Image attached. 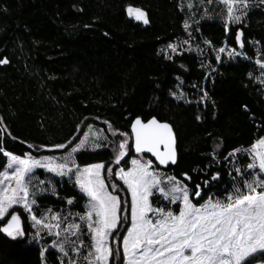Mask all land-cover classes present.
<instances>
[{"label": "trees", "instance_id": "1", "mask_svg": "<svg viewBox=\"0 0 264 264\" xmlns=\"http://www.w3.org/2000/svg\"><path fill=\"white\" fill-rule=\"evenodd\" d=\"M181 5L182 0H0V59L8 61L0 64V131L6 127L11 132V137L5 133L3 146L20 155L30 151L54 156L65 150L36 152L27 145L63 143L70 137L78 142L91 124L107 137L108 146L82 150L75 158L81 166L107 165L124 136H113L104 121L112 130L130 136L134 118L155 117L171 125L177 153L176 164L160 169L190 189L201 185L203 199L194 202L202 203L211 192L222 195L232 189L235 173L224 157L233 149L250 148L264 136V80L255 63L264 58V4L251 0L243 22L231 25L227 38L220 16L203 19L194 31L203 51L182 48L176 55L167 45L185 34ZM129 6L146 13V26L128 17ZM237 28L243 35L241 48L235 44ZM222 46L235 48L242 56L220 55L217 62L216 50ZM166 50L172 59L166 58ZM172 93H183L184 98L177 100ZM77 125L82 131L77 132ZM213 153L220 163L212 159ZM135 155L128 150L113 168L127 169ZM249 162L248 156L239 159L242 167ZM5 164L6 158L0 155V171ZM213 172H220V178L204 187ZM182 173L191 179L184 181ZM102 176L109 190L112 183L117 184L122 204L127 201L124 211L130 224L127 189L114 172L109 178L105 168ZM53 188L55 193L36 197V216L40 209L68 214L85 211L86 197L75 183L54 178ZM70 197L72 205L66 202ZM155 198L151 197L153 205H157ZM17 210L25 236L14 240L0 233V264H41V247L29 240L33 229L28 214ZM173 210L178 212L179 205H173ZM126 231L119 228L120 235L114 237L117 243L111 245L120 248V264ZM82 232L86 246L77 258L85 261L89 238L86 228ZM52 239L48 236L41 242L48 244ZM57 257L55 250L46 251V264H60ZM258 262H264V256L257 255L248 264Z\"/></svg>", "mask_w": 264, "mask_h": 264}, {"label": "snow or ice", "instance_id": "2", "mask_svg": "<svg viewBox=\"0 0 264 264\" xmlns=\"http://www.w3.org/2000/svg\"><path fill=\"white\" fill-rule=\"evenodd\" d=\"M260 3L264 4V0H260ZM196 6L204 9L203 15H207L210 9L214 10V6H223L220 16L227 38L230 26L243 22L251 0H199V5ZM193 7L194 0H189V11ZM223 9H226V14ZM126 11L130 17L134 16L136 20L148 23L146 13L140 8L129 6ZM191 18H186L183 22L189 39L167 45V49L176 55L180 54L183 45L190 44ZM241 37L242 32L237 28V47H243ZM205 44L211 46L210 41H205ZM226 50L230 57L242 55L235 48L226 49L222 46L216 50L217 62L221 59L219 54ZM165 55L167 59L173 58L167 50ZM7 62V59H0V64ZM255 63L264 74V58H258ZM172 95L177 100L184 98L183 93ZM206 96L207 93L204 92V97ZM199 119L197 116V120ZM104 123L113 136L119 134L126 137L119 142L114 160L107 165L99 162L81 166L75 158L74 154L82 150L95 151L108 146L107 137L102 131L94 130L91 124L87 126V131H83L82 136L77 137L78 142L70 137L63 143L27 145L28 149H35L36 152L63 149L65 151L61 156H37L30 151H25L23 155L15 154L3 146L5 133L11 137L10 130L4 127L0 131V155L6 158L4 170L0 171V233L14 240L25 236L17 210L22 208L32 222L35 231L33 239L37 243L42 240L43 232L54 237L50 246H42L40 249L41 264H46V251L50 249H55L60 254L57 257L60 264H64L63 257L68 256L69 247L74 255L79 254L81 247L86 246L81 239L84 234L82 229L85 227L89 243L87 255L83 258L87 264H120V248H113L111 245L117 243L114 237L120 235L118 229L121 227L127 229L122 234L123 264H248L253 257L264 256V137L253 142L250 148L233 149L224 157V163H231L236 177L240 178L239 181L233 178V189L227 193L226 198L210 197L199 203L198 200L194 202L193 198L203 199L201 185L190 189L181 179L162 173L155 167L156 164L166 167L170 163H177L174 134L167 122H160L155 117L144 122L136 117L131 123L130 136L112 130L108 121ZM0 124L3 122L0 121ZM80 131L82 128L77 125V132ZM130 149H134L137 158L129 161L130 166L126 170L120 167L114 169L113 164L119 165ZM245 152L250 162L242 169L238 166V154ZM141 153H150L155 159H145ZM212 159L220 163L215 153L212 154ZM37 168L59 177L67 176L69 181L73 180L74 174L76 187L87 197L82 214L69 213L78 217V222H64L61 214L51 209L41 217L34 214L35 197L48 190L55 193V189L50 187V181L47 182L49 188L39 186L45 184V181H40L39 185L33 184L32 173ZM105 168L109 178L115 173L116 178L127 189L126 195L131 197L130 224L124 211L127 201L122 204L117 184L112 183L109 190L102 176ZM181 175L184 181L191 179L187 173ZM249 175L251 178H246ZM219 178L220 172L211 173L210 179L203 182L204 187ZM157 193L167 204L153 206L150 197ZM66 202L72 205L74 198L70 197ZM177 203L178 212L170 206ZM67 264H79V261L70 258Z\"/></svg>", "mask_w": 264, "mask_h": 264}, {"label": "rangeland", "instance_id": "3", "mask_svg": "<svg viewBox=\"0 0 264 264\" xmlns=\"http://www.w3.org/2000/svg\"><path fill=\"white\" fill-rule=\"evenodd\" d=\"M188 3H189V0H182V4H183V7H184V9H185V14H186V18H189V17H192L191 19H189V26H190V28H189V30L191 31V33H192V38H191V41H190V44H187V45H183V47L182 48H186V49H198L199 50V52H201V51H203V49H204V47H203V45H200L199 43H197V41H196V39L194 38V31H195V29H196V27H197V25H198V23L200 22V21H202L203 19H206V18H208V17H212V16H220V13H221V11H222V7L223 6H214V10L213 9H210L209 10V13L207 14V15H203V12H204V9L203 8H201V7H197L196 5H199V0H194V7H193V9L191 10V11H189V9H188ZM223 11L225 12V14H226V9H223ZM221 17V16H220ZM184 36L183 37H180V38H178V39H176V41L173 43V44H176L177 42H182V41H184V40H186V39H189V35H188V32H186L185 31V29H184ZM223 47H225V46H223ZM226 49H228V48H226ZM219 55H225V56H229V53H228V51L226 50L224 53H220ZM240 56H242V55H240ZM259 70H261L260 68H259ZM260 75L262 76V78H263V80H264V74H262V70H261V72H260ZM94 130H96V131H100V130H98V129H96V128H93ZM264 137V136H263ZM126 137H121L120 138V140L118 141V143L116 144V147H115V153H116V151H118V145H119V142L122 140V139H125ZM241 149H243V148H241ZM248 149V148H247ZM64 153H60V154H57V155H54V156H61V155H63ZM126 155H127V153H126ZM140 155H142L145 159H151V158H149V157H147V156H144L143 154H140ZM242 156H248L247 155V153L245 152V153H241V154H238V160L242 157ZM133 158H137V154L134 156V157H132L131 159H133ZM130 159V160H131ZM229 160L231 161V158L229 157ZM238 166L239 167H241L242 169L243 168H246V165L244 166V167H242L240 164H238ZM229 167H230V170L232 171V172H234L235 173V170L231 167V163H229ZM120 168H122V167H120ZM4 170V169H3ZM42 171V174L43 175H39V173H38V171ZM126 170V169H125ZM157 170L158 171H160V172H162V173H166V174H168L167 172H164V171H162L160 168H157ZM103 171V170H102ZM256 171H258V169L256 170ZM168 175H170V174H168ZM32 176H33V184L34 185H39V182L40 181H45L46 183L45 184H43V185H39L40 187H44V188H49V184L47 183V182H51V184H50V187L51 188H53V179L54 178H59V179H63V178H66V179H68V177L67 176H65V177H59V176H56V175H54V174H52V173H48V172H46L45 170H43V169H40V168H37V169H34L33 170V173H32ZM235 179L237 180V181H239L240 180V178L239 177H236V173H235ZM246 178H248V179H250L251 177H250V175L249 176H247ZM69 180V179H68ZM74 180H75V177H74V174H73V180L71 181V182H73V183H75L74 182ZM240 184H241V187H242V181L240 182ZM78 189V188H77ZM232 189H233V185H232ZM232 189H230V190H227V191H225L222 195H217L215 192H211L208 196H207V198L206 199H209L210 197L212 198V199H224V198H226V196H227V193L228 192H231L232 191ZM51 190H48V191H45V192H43V193H40V194H38L37 196H40V195H42V194H44V193H49ZM36 196V197H37ZM156 198H155V203H157V205L155 204V205H153V206H155V207H160V206H164L165 204H167V202L166 201H164L163 200V198L162 197H160L159 196V194L157 193L156 195H154ZM36 197H35V199H36ZM205 199V200H206ZM86 201H87V197H86ZM86 201H85V203H84V208H85V206H86ZM150 201H151V197H150ZM204 202V201H203ZM202 202V203H203ZM162 203V204H161ZM178 204V203H177ZM173 205H175V204H173ZM173 205H170L172 208H173ZM179 205V204H178ZM36 207V205L34 206V208ZM19 209H21L22 211H24L22 208H19ZM48 209H40V214H39V216H37V217H41L42 215H43V213L44 212H46ZM67 211H61V212H58V213H60L61 214V220L62 221H64V222H73V221H76V222H78V219H77V217L76 216H72V215H69L68 214V212L66 213ZM29 222H30V225H31V227H32V222L29 220ZM86 228V227H85ZM32 229H33V227H32ZM86 230H87V228H86ZM34 234H35V231H34V229H33V233L30 235V238H29V240H30V242L31 243H34V244H36V245H39L40 247H42V246H50V243H48V244H46V243H42L41 241L39 242V243H37L34 239H33V236H34ZM41 235H42V237L43 238H45V237H48V235H47V233L46 232H43V233H41ZM53 239H54V237H53ZM72 239H75V237H72ZM53 250H55V249H53ZM56 251V250H55ZM58 253V252H57ZM60 254L58 253V256H59ZM78 254H73L72 252H71V248L69 247L68 248V256H66V257H63V260H64V264H67V261L70 259V258H75V259H77L78 261H79V264H87V262L86 261H81V260H79L78 258ZM255 264H264V262H258V263H255Z\"/></svg>", "mask_w": 264, "mask_h": 264}, {"label": "water", "instance_id": "4", "mask_svg": "<svg viewBox=\"0 0 264 264\" xmlns=\"http://www.w3.org/2000/svg\"><path fill=\"white\" fill-rule=\"evenodd\" d=\"M126 13H127V11H126ZM127 15H128V13H127ZM128 17L130 18V19H132L135 23H139V24H141L143 27L144 26H146L147 24H144L142 21H138V20H136L135 18H134V16H129L128 15ZM146 18H147V20H148V17H147V15H146ZM241 40H242V43H243V35H242V37H241ZM238 48H241V47H238ZM150 118H153V117H150ZM149 118V119H150ZM135 119V118H134ZM142 120V119H141ZM148 120V119H147ZM146 120V121H147ZM158 120V119H157ZM143 121V120H142ZM146 121H144V122H146ZM158 121H160V120H158ZM160 122H165V121H160ZM132 123V122H131ZM169 124V123H168ZM170 125V124H169ZM170 127H171V125H170ZM172 128V127H171ZM130 134H131V124H130ZM173 134H174V132H173ZM174 141H175V135H174ZM174 147H175V144H174ZM133 150V152L134 153H136L135 151H134V149H132ZM176 150V149H175ZM141 154H143V155H146V156H148L149 158H151L152 160H154L155 158L154 157H151V154L150 153H141ZM159 168H161V169H164V168H166L165 166H160V165H158V164H156ZM169 165H172L171 163L169 164ZM193 199H198V198H193Z\"/></svg>", "mask_w": 264, "mask_h": 264}]
</instances>
